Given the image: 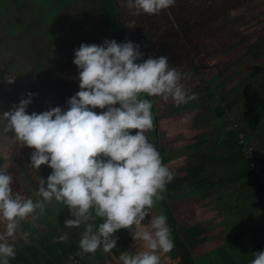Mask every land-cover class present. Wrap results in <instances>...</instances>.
<instances>
[{
	"label": "clouds",
	"instance_id": "1",
	"mask_svg": "<svg viewBox=\"0 0 264 264\" xmlns=\"http://www.w3.org/2000/svg\"><path fill=\"white\" fill-rule=\"evenodd\" d=\"M126 2L137 13L158 14L175 0ZM143 57L132 40L82 42L73 59L79 90L67 100L66 109L55 106L29 113V93L0 113L3 131L13 132L19 146L33 149L30 165L52 169L40 180L42 199L34 201L13 192V176L0 166V264H10L16 256L14 241L21 222L53 199L68 207L72 218L66 225H83L79 246L85 253L116 248L114 233L122 228L130 231L136 248L121 252L122 264H161L160 253L174 249L168 217L153 214L175 173L145 135L154 127L150 97L181 105L196 93L185 87L182 71L170 66L166 55ZM253 256L251 264H264V250Z\"/></svg>",
	"mask_w": 264,
	"mask_h": 264
},
{
	"label": "rangeland",
	"instance_id": "2",
	"mask_svg": "<svg viewBox=\"0 0 264 264\" xmlns=\"http://www.w3.org/2000/svg\"><path fill=\"white\" fill-rule=\"evenodd\" d=\"M58 1L60 0H53L50 8H57ZM71 1L72 4L67 8H70L72 18H65L63 21L75 20L74 24L77 25L71 30L74 33L69 37L70 40L60 44L66 45L60 49L66 58L53 56L52 44L45 45L44 53L33 47L29 56L20 51L15 54L7 48L9 44H4L6 36L0 39L4 48V59L0 60V113L12 109L29 93H33L32 103L26 109L29 113L55 106L66 109L67 100L79 90L78 68L73 63L74 49L82 42L100 44L106 38L115 39L113 30L105 33L93 20L88 19L90 13L84 15L82 5L79 8L80 0ZM115 4L119 9V18L125 27L127 40L139 45L145 59L148 56L166 55L170 66L182 71V82L189 91L194 88L195 83L207 80L212 87L226 91L224 96L231 95L241 86L257 83L264 75V43L258 45V40L264 35V0H175L172 6L158 14L137 13L127 6L126 0H115ZM96 8L99 11L101 7L97 5ZM43 10L45 13L46 8ZM3 12L1 17L3 14L7 15V10ZM57 52L58 50H54V55ZM42 75L49 76L43 78ZM56 91L62 94L56 97ZM151 99L156 115L161 120L171 117L181 124H188L193 117L203 114L201 106L176 105L171 100L165 102L159 97ZM96 111L101 109L97 108ZM208 122L205 120L198 123L196 129L190 132L202 135L225 132L228 128ZM4 123V118L0 116V166L7 168L12 174L14 193L31 197L34 201L40 200L42 197L38 188L40 180L48 176L46 169L43 171L41 167L36 169L30 165L33 149L19 146L13 132L3 131ZM154 130V127L149 130V136L156 146L157 136ZM254 211L245 208L246 213ZM64 217H71L68 207L54 199L45 205L43 211L37 209L18 227L14 241L15 251L23 250L45 228L55 225ZM3 228L4 224L0 223V230Z\"/></svg>",
	"mask_w": 264,
	"mask_h": 264
},
{
	"label": "trees",
	"instance_id": "3",
	"mask_svg": "<svg viewBox=\"0 0 264 264\" xmlns=\"http://www.w3.org/2000/svg\"><path fill=\"white\" fill-rule=\"evenodd\" d=\"M14 1L0 0V18L3 23L10 22L4 30L6 36L4 44H9L7 48L10 52L15 49L29 56L28 50L32 46L25 43H28L29 37H32L42 40V46L36 48H41L43 51L44 42H51L53 56L66 58L60 50L61 47L66 45L60 44L72 37L74 32L71 30L74 28L72 25L75 20L66 21V27L62 26L61 22L65 18L69 20L72 18L70 8H67L68 5L72 4V1L60 0L57 3V8H50L53 0H35L37 4H33L38 9L30 20L35 23L36 27L26 28L20 34H18L19 28L13 26L15 20L12 19L10 6ZM81 5L84 8V15L90 13L91 16L88 19L93 20L98 28L104 30L105 33L113 30L117 42L127 40L125 27L120 21L119 9L115 4V0H80L79 8H81ZM86 5L89 7L87 8ZM97 5L101 7L99 11L96 8ZM44 8H46L45 13ZM89 8H91L90 11ZM6 10L7 15L3 14L1 17L2 11L6 12ZM22 39L24 44L21 43ZM260 43H264V35L258 40V45ZM54 50H58L56 55H54ZM262 51H264V44ZM190 92L196 93L195 98L183 105L203 107L202 116L198 114L195 117L196 124L205 120L217 121L218 126H227L228 128L225 132H220L224 140L219 145L210 148L205 147L208 144V139L193 144V147L196 145L201 150L198 149L191 161L186 164V167L181 169L186 170L187 175H181V171L171 169L175 173L174 179L167 184L161 202L168 217L172 236L176 239L174 240V250L178 255L179 264H197L191 255L190 245L193 244L190 243L189 239L195 237L196 231L198 233V227L194 226L181 230L177 226L170 204L172 192L190 182L197 188H204L207 196H212L215 191L212 190L215 181H220L222 185L223 183L239 185L241 183V188L248 189V191H245L244 201L249 202L252 209H257L260 212L256 222L251 225L252 229L249 232L253 243L246 250L239 251L238 254H234L230 248L220 250L214 255L213 264H251V260L254 258L253 252L264 250V191L258 178L254 175L253 167L250 166L249 161L242 154L241 146L237 143L236 133L241 132L253 147L256 162L263 165L262 171H264V75L257 83L249 84L246 87L241 86L237 91L231 95L229 94L230 96H224L226 91H222L219 87H212L207 80L195 83ZM153 114L155 128L158 117L154 104ZM232 125L237 126L235 130L231 129ZM157 149H160L162 161L166 164L169 158L166 157L164 149L161 146ZM232 166L233 170H231ZM217 168H226L228 172L227 174L217 173V171L215 172ZM207 183H209L208 186L211 189L206 187ZM69 218L72 217H64L57 221L55 225L45 228L44 232L33 243L27 245L21 251H16V256L10 258V264H65L68 255L73 254L77 248H80L79 240L84 230L83 225L80 227L66 225L64 222ZM99 222L100 220L97 219L96 223ZM64 234H67V239H60Z\"/></svg>",
	"mask_w": 264,
	"mask_h": 264
},
{
	"label": "crops",
	"instance_id": "4",
	"mask_svg": "<svg viewBox=\"0 0 264 264\" xmlns=\"http://www.w3.org/2000/svg\"><path fill=\"white\" fill-rule=\"evenodd\" d=\"M33 7L32 0H15V3L13 2L10 6L12 19L15 20L13 26L19 28L18 34L22 33L26 28L36 27L35 23L30 20L37 13L38 9ZM9 23H3L0 18V31H2L0 39L5 36L3 30L9 26ZM61 25L66 27V21L61 22ZM75 25L77 23L73 24L72 27ZM21 43L24 44L23 39ZM25 44L32 46L28 50V54L30 55L33 47L42 46L43 43L40 38L29 37L28 43ZM44 44L48 45L51 42H44ZM14 45L16 44L14 43ZM38 49L42 51L41 48H36V51H39ZM42 49V53H44L45 49ZM3 51V44L0 41L1 61L4 59L2 55ZM13 53L17 54L19 51L13 49ZM30 59L31 57H29ZM16 60L18 59L16 58ZM34 82L36 83L37 81L35 80ZM61 94L60 91H56L54 95L57 97V95ZM194 120L195 118L193 117L188 124H181L176 118L172 119L169 117L162 120L158 118L157 126L154 130L157 136L156 147L160 148L161 146L165 151L166 157L169 158L166 165L170 169L181 171V175H187L186 170L181 169L186 167V164L191 161L198 149L201 150L196 145L193 147V144L208 139V144L205 147L210 148L221 144V141L224 140L221 133L202 135L191 133L190 131H194L196 129L195 126H197ZM208 123L218 126L217 121H209ZM146 136L150 140L149 131L146 132ZM41 169L43 171L46 169L48 175L52 171L49 166L45 167V165H41ZM231 170H233V166ZM216 171L217 173L223 172L224 174L228 172L226 168H217ZM208 184H206V187L211 189ZM213 185H215L212 189L215 190L214 194L207 196L204 188H197L188 182L181 188L173 191L170 199L172 214L177 221V226L181 230L194 226L198 227V233L196 232L195 237L189 239L190 243L192 242L193 244L190 245L191 255L197 264H213L214 255L222 249L230 248L234 254L246 250L253 243L249 236V232L252 229L251 225L256 222L260 213L257 209H252V205L249 202L244 201V197L246 196L245 191H248V189L241 188V183L240 185L227 183H223L222 185L220 181H215ZM245 208H251V210L255 211L246 213ZM159 213L166 215L161 201H158L153 209V214ZM144 222H147V218ZM114 235L117 237L116 248L111 251H104L101 247L96 251L94 256L89 257L82 264H122L120 260L122 251H136V248L133 247L134 241L132 235L128 229L117 230ZM160 256L161 264H179L178 255L174 249L170 253H160Z\"/></svg>",
	"mask_w": 264,
	"mask_h": 264
},
{
	"label": "built area",
	"instance_id": "5",
	"mask_svg": "<svg viewBox=\"0 0 264 264\" xmlns=\"http://www.w3.org/2000/svg\"><path fill=\"white\" fill-rule=\"evenodd\" d=\"M236 127V125H232L231 129L235 130ZM236 138L237 143L241 146L242 154L249 161L250 166L253 167L254 175L258 178V181L262 185L264 191V171H262L263 165L256 162V156L253 154V147L244 138L241 132L236 133ZM95 253H85L79 248L73 254L68 255L65 264H80L83 260L94 256Z\"/></svg>",
	"mask_w": 264,
	"mask_h": 264
},
{
	"label": "bare ground",
	"instance_id": "6",
	"mask_svg": "<svg viewBox=\"0 0 264 264\" xmlns=\"http://www.w3.org/2000/svg\"><path fill=\"white\" fill-rule=\"evenodd\" d=\"M197 232V231H196ZM196 234V233H195ZM176 236V235H175ZM175 238V237H174ZM174 240H176V239H174ZM178 240V239H177ZM199 242V241H198ZM180 243V242H179ZM222 245V244H221ZM77 249H79V248H77ZM223 251V250H222Z\"/></svg>",
	"mask_w": 264,
	"mask_h": 264
}]
</instances>
